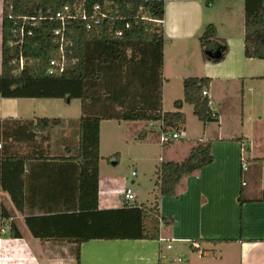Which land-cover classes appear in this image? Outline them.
<instances>
[{"label":"crops","instance_id":"obj_1","mask_svg":"<svg viewBox=\"0 0 264 264\" xmlns=\"http://www.w3.org/2000/svg\"><path fill=\"white\" fill-rule=\"evenodd\" d=\"M234 1H166L163 68L159 51L156 61L155 47L147 44L142 60L112 74L116 98L109 100L108 93L106 100L92 109L105 105L110 110L152 111L162 104L164 111L173 110L174 101L183 98L185 78L206 76L212 79L210 105L220 120L204 124L194 114V118L188 117L185 104L182 111L187 123L179 138L182 141L164 144L158 124L151 127L146 121L102 120L100 154L105 157L103 149L107 148L109 156L118 155L99 163L101 212L92 213L91 218L80 209L78 163L53 159L67 148L73 152L77 148L76 120L82 114V100L73 115L50 102L56 90L48 82L29 80L18 87L13 81L9 94L0 91V212L10 215L0 219V264H76L77 243L62 239V235L94 236L80 244V264H264V200L252 201L264 191V163L250 162L248 171L241 168L243 149L249 158L264 157L256 152L257 143L260 148L264 145V131L260 138L247 125L253 118L260 119L264 111V60L245 57L244 19ZM209 23L217 26L218 38L203 46L199 37ZM0 42L1 75L2 15ZM68 83H74L81 98L80 81ZM106 86L109 90V69ZM66 94L71 98L69 91ZM229 115L238 119V127L225 125ZM35 117H60L66 123L38 133ZM191 121L195 123L193 131L188 126ZM199 140L211 141L214 160L184 177L176 195L160 196V213L172 224L161 222L159 239L109 238L113 233H133L142 225V219L126 216L122 210L125 204L152 207L159 194L156 186L145 192L142 182L137 185L135 179L119 172L122 160L140 164L146 150L158 143L154 156L157 169L163 161L184 160ZM122 150L129 153L127 159ZM127 188L135 193L132 206L124 201ZM242 190L248 200L243 204L239 201ZM29 219L32 225L37 219L45 221V226L36 228L49 237L34 236ZM13 221L20 238L11 237L6 228ZM201 239L233 241L214 245Z\"/></svg>","mask_w":264,"mask_h":264},{"label":"trees","instance_id":"obj_2","mask_svg":"<svg viewBox=\"0 0 264 264\" xmlns=\"http://www.w3.org/2000/svg\"><path fill=\"white\" fill-rule=\"evenodd\" d=\"M74 3L84 4L88 7L99 4L103 10L109 12L110 18L93 30H87L82 20H71L66 30L67 38L73 43L72 46L66 48L70 61L63 73L49 75L50 61L60 56L59 46L54 40V32L61 25L60 20L56 18V13L67 5L73 6ZM2 4L0 91L6 95L7 89L11 86L10 83L13 81L18 82V87H23L29 80L48 82V84H53V88L54 83L60 81L68 83L71 80H79L81 83V92L79 91V93L82 100V114L76 120L77 148L74 152L67 148L64 154L56 155L53 159L71 160L78 163V167H80V209L84 213L83 215H88V218H91L92 213L101 212L98 210L99 163L103 158L110 160L118 155L117 153L103 157L100 154V123L102 120L163 121L165 132L184 131L185 115L182 109L185 104H190L193 107V114L204 124L219 122V113L212 109L209 95L203 94V90H208L212 81L210 77L206 76L185 78L183 98L174 101L173 110L164 111L162 104L160 108L152 111L126 107L110 110L105 105H102L103 107L99 110L92 109L96 103L101 100L105 101L108 93L109 100L112 101L116 98L111 84L112 74H120V71L128 70L129 66L142 60L144 50L148 48L147 44H150L152 48L155 47L156 61L159 51L163 68L165 1L2 0ZM22 16L36 17L38 23L36 26H31L32 35L27 36L25 43L20 47L17 44H12V41L16 20ZM116 30H122V35L117 36ZM217 38V26L213 23L206 25L199 37L203 46ZM222 50L221 57L224 53ZM21 55L24 58L22 67L19 64ZM244 55L246 58L264 60V0H244ZM73 59L76 60L75 63L71 62ZM207 59L210 58L207 56ZM108 69L109 90L106 86ZM261 78L264 79V75ZM162 81H164V77H162ZM72 84L74 85V83ZM7 93L9 94V91ZM65 123V120L60 117H35L33 120L35 131L38 133L49 132L55 127L65 125ZM142 137L141 134L139 138L142 139ZM213 160L211 141L199 140L184 160H168L160 163L155 171V186L158 188L159 194L155 196L153 206L147 207L145 204H141L129 207L125 204L122 209L127 212L126 216L142 219V225L136 231H132L133 233H113L109 235V238L159 239L161 222L165 221L166 225L172 224L171 220H167L160 213L158 204L160 196L176 195L177 186L184 177L192 175ZM249 162L260 165L264 163V157L249 158ZM262 200H264V191L261 197L252 201ZM239 201L241 204L248 201L243 190ZM9 216L7 212H0V219L9 218ZM40 220L37 219L32 225L29 219V224L34 236L43 239L49 236L41 233L36 225L43 227L47 223ZM10 236L13 238L22 237L15 221L11 222ZM93 237L89 235L77 238L69 235L61 236L64 240L68 239V241L77 243V251L74 254L76 264H80V244L93 239ZM200 241L218 245L233 240L201 239Z\"/></svg>","mask_w":264,"mask_h":264},{"label":"built area","instance_id":"obj_3","mask_svg":"<svg viewBox=\"0 0 264 264\" xmlns=\"http://www.w3.org/2000/svg\"><path fill=\"white\" fill-rule=\"evenodd\" d=\"M168 1V0H163ZM43 18V17H40ZM56 18L60 20L61 25L54 32L55 42L59 46L60 56L57 59H52L50 61V66L48 69L49 75H56L63 73L70 61V58L67 57V47L72 46V42L67 38V26L71 20H82L86 26L87 30H93L98 26H101L106 19L110 18L108 11L103 10L99 4H95L91 7H88L84 4L78 5L74 3L73 6L67 5L61 11L56 13ZM120 18V17H117ZM38 18L31 16H22L16 20V25L13 28V41L12 44H17L20 47L25 43L27 36L32 35L31 26L37 25ZM160 22V21H158ZM115 34L117 36L122 35V30H116ZM75 59L71 60L72 63H75ZM19 64L22 67L24 65V58L21 55L19 57ZM204 95H208V90H203ZM156 124L159 125L160 130V141L161 143H167L171 140L179 139L182 136V131H164V122L163 121H151L150 126L154 127ZM249 157L247 156L246 149L242 150L241 153V168L243 171H248L249 169ZM136 172H133L135 174ZM245 184V183H244ZM135 193L132 188H127L124 192V201L132 206L135 201ZM7 230H11V226H6ZM171 248V245H168Z\"/></svg>","mask_w":264,"mask_h":264},{"label":"rangeland","instance_id":"obj_4","mask_svg":"<svg viewBox=\"0 0 264 264\" xmlns=\"http://www.w3.org/2000/svg\"><path fill=\"white\" fill-rule=\"evenodd\" d=\"M234 4H236V11L240 9L242 11V18L244 19V13H243V8H244V0H235ZM2 15V0H0V17ZM242 29V28H241ZM1 46V42H0ZM264 71V70H261ZM54 88L56 89V96L52 97L55 98L54 100H50V102H53L56 104V106H60L62 109H67L70 111L73 115L77 113V109H80V104H81V98L77 96V92L75 91V86L71 83H65V82H56L54 83ZM67 91H70L71 98H69ZM1 95V94H0ZM69 100L71 102H69ZM48 102V101H45ZM188 108V117L191 116L193 117L192 113V105L186 104ZM54 104L50 106V109H52ZM59 107V109H61ZM264 108V107H263ZM54 113V112H53ZM196 118V117H195ZM195 120V119H194ZM225 125L230 126L232 128L238 127L239 126V121L238 119L234 118L232 115H229L227 119L225 120ZM186 122V119H185ZM192 122V123H191ZM189 122V130L193 131L195 128V123L193 121ZM198 122V121H196ZM187 123V122H186ZM248 127L250 130H253L254 134L257 135L258 137L261 138V132L264 131V111L262 114V117L260 119L253 118L252 120L248 121ZM109 129V128H108ZM184 132V131H182ZM109 134V132H108ZM255 139L259 142L260 138L257 139L256 136H254ZM178 142H181L182 140H177ZM156 147H152L151 149H147L146 153L144 155L143 162L140 164H135L132 161L129 160H122L120 163V166L118 167L119 172L123 173V175L128 176L129 179H135L137 181V185L139 184V181L142 182V190L147 192L150 191L153 187H155V161L156 157H154L158 152L156 151L157 147L159 144H155ZM123 147V146H122ZM256 152L257 153H264V145L261 146L260 144L257 143ZM108 151L107 148L103 149V154L106 155L105 157H108L109 154H106ZM123 152V158L127 159L126 155L129 153L126 152L125 150H122ZM106 161H109L108 159H105ZM135 171L137 173V177L132 176V172ZM264 175V174H263ZM262 175V176H263ZM264 178V176H263ZM153 182V185L152 183ZM256 185V184H255ZM136 188V186H134ZM99 192V191H98ZM151 196H148L149 199H151ZM154 198V197H153ZM145 200V199H144ZM150 205V204H148ZM5 232V231H4Z\"/></svg>","mask_w":264,"mask_h":264}]
</instances>
